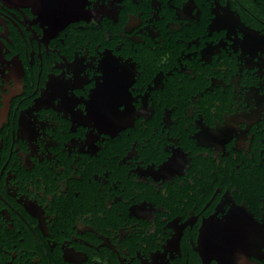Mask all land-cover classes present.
<instances>
[{"label":"flooded vegetation","instance_id":"flooded-vegetation-1","mask_svg":"<svg viewBox=\"0 0 264 264\" xmlns=\"http://www.w3.org/2000/svg\"><path fill=\"white\" fill-rule=\"evenodd\" d=\"M0 0V264H264V0ZM103 89L130 101L101 130Z\"/></svg>","mask_w":264,"mask_h":264},{"label":"snow or ice","instance_id":"snow-or-ice-1","mask_svg":"<svg viewBox=\"0 0 264 264\" xmlns=\"http://www.w3.org/2000/svg\"><path fill=\"white\" fill-rule=\"evenodd\" d=\"M66 2L70 5H75L77 0H66ZM129 110L130 101L126 96L120 94L118 91L106 93L101 89L94 107H91V116L88 113V119L96 121V126L100 127L101 130H105V127L111 121L126 116Z\"/></svg>","mask_w":264,"mask_h":264},{"label":"water","instance_id":"water-1","mask_svg":"<svg viewBox=\"0 0 264 264\" xmlns=\"http://www.w3.org/2000/svg\"><path fill=\"white\" fill-rule=\"evenodd\" d=\"M25 4L31 5L45 20L62 26L76 19L77 12L85 5V0H77L75 5L68 4L66 0H26Z\"/></svg>","mask_w":264,"mask_h":264}]
</instances>
